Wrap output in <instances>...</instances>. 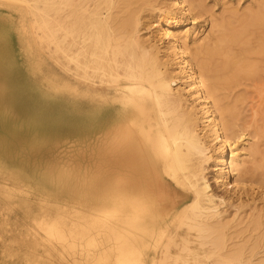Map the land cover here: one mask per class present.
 Wrapping results in <instances>:
<instances>
[{"label": "bare ground", "instance_id": "bare-ground-1", "mask_svg": "<svg viewBox=\"0 0 264 264\" xmlns=\"http://www.w3.org/2000/svg\"><path fill=\"white\" fill-rule=\"evenodd\" d=\"M34 1L40 2V37L52 42L56 57L64 58L61 67L78 84L60 86L69 91L67 107L47 113L21 109L20 104L26 102L27 82L22 81L17 87L11 81L17 74L33 76L37 69L33 61L26 66L16 64L8 35L12 15L0 10V165L12 161L18 172L42 178L34 184L36 187L43 182L50 184L45 185L48 190L66 200L61 206L51 207L42 201L33 203L26 197L19 201L14 194L5 195L9 197L10 209L16 206L23 215L15 227L23 230L18 237L25 246L18 250L12 241L6 242L9 246L4 252L5 264H55L60 259L66 264H162L167 254L164 242L173 243L169 240L176 238L180 228L205 230L219 223L210 221L220 214L217 207L230 194L218 195L212 183L216 187L230 183L234 190L247 171L238 170L239 154L232 145L235 138L228 134L226 117L217 116L216 102L209 99L216 87L207 85L204 89V79L191 67L180 37L165 21L166 28L160 27L162 36L177 56L180 73L200 105L209 135L219 147L226 143L229 146V159L225 149L221 151L216 164L219 171L211 183L204 174L207 144L181 108L169 76L136 36V20L129 11L123 17L115 12L121 0ZM184 1H174L182 13L188 9ZM50 15L55 17L53 21H49ZM259 15L249 14L248 19L255 21ZM48 21L53 23L51 31ZM226 39L234 41L235 36L223 34L207 48L206 59H220V67L231 70V76L236 78L244 64L231 56ZM95 83L98 87L92 86ZM258 88L261 93L264 91V85ZM15 112L31 118L25 129L9 124ZM20 139L30 142L20 144ZM59 160L62 170L56 179L58 176L50 173L48 167ZM228 176L232 177L229 182ZM260 192L264 194V190ZM74 204H83L85 209L76 212ZM110 217L113 223L102 221ZM253 223L259 225L257 219ZM93 231L97 232L96 238L90 237ZM260 238V259L254 263L243 256L246 264H264V230ZM33 240L40 251L29 249L28 243ZM94 246L100 248L98 254L93 251ZM236 254L233 259L230 258L234 253L219 257L227 263L244 264L242 254ZM197 255L202 260L203 253Z\"/></svg>", "mask_w": 264, "mask_h": 264}, {"label": "rangeland", "instance_id": "rangeland-1", "mask_svg": "<svg viewBox=\"0 0 264 264\" xmlns=\"http://www.w3.org/2000/svg\"><path fill=\"white\" fill-rule=\"evenodd\" d=\"M174 1L121 0L115 12L122 15V17L130 12L136 20V36L142 42L145 50L153 53L161 70L169 76L171 87L180 99L181 108L189 115L194 129L203 138L205 145L207 144L206 157H208L204 162V174L209 182L212 183L213 175L219 171V165L216 164L221 151L225 149V156L229 159V146L226 143L223 148L219 147V143L209 135L205 126L206 121L201 117L200 105L194 100V94L188 86L187 79L182 77L180 73L177 56L173 53L166 38L162 36L160 27L161 29L166 28V22L169 23L170 30L180 37L191 67L195 72H199L204 79V89L207 90V85L216 87L214 97L209 96V99L211 102L214 99L217 116L219 114L223 119L226 117L229 127L228 134L232 139L235 138L232 145L234 144V148L236 146L235 153L239 154L238 161H240L239 165L241 167L238 165V170L239 168H245L247 171L240 178L238 187L234 190L230 187V183L227 187L224 185L216 187L212 183L214 191L216 190L218 195L226 197L225 195L230 194L229 199L226 198L225 202L218 205L217 208L220 210V214L210 221L219 220V223L212 224L213 227L205 228V230L186 226L182 227L183 229L180 228L177 231L176 238L169 240L174 241L173 243L164 242V246L166 243L167 254L165 253L162 264H180L182 261H184V264H197L198 262V264H217L218 261L219 264H223L224 261V264H234L233 261L227 263V260L223 259L226 255V257H229L230 254L232 256L233 253L234 255L230 259H233L235 254L238 253V255L236 254L238 257L242 254V256L240 255L242 262H245L243 260L244 256V259L247 257L250 260L252 259L251 262L256 263L262 255L260 236L262 230H264V194L260 192V190H264V186H262L264 185V91L261 93L258 88L259 85H264V0H185L184 3L188 9L184 13L176 7ZM39 4L40 2L36 4L34 0H0V10L10 12L12 15L8 35L16 64L26 66L33 61L37 69L33 76H26V74L20 76V74H17L11 81L12 85L17 87L22 85V81L27 82L24 94L26 102L20 104V108L26 111L31 110L33 113H47L51 111L50 109L68 106L70 102L69 91L62 89L60 86L64 85L69 88L70 83L78 84V81L61 67L64 66V58L56 57L57 53L53 50V45L50 44L52 42L40 37L42 31L37 10V7L40 8V6H37ZM252 13L260 14L259 19L257 18L255 21L248 19V15ZM54 18L50 15L49 21H53ZM49 21L47 26H51L48 30L51 31L53 23ZM225 33L229 36H235L234 41L226 39L224 43L231 47V56L235 59L238 57L244 64V66L242 65L243 68L237 71L239 75L236 78L231 76V70L226 71L220 67V59L210 61L206 59L207 48L215 45ZM203 63L205 64L203 65ZM246 63L251 65L248 66ZM92 86L98 87V84L95 83ZM16 104L10 103L12 106ZM30 120L29 116L22 117L15 112L11 114L9 124L22 130L28 126ZM231 131L232 133H230ZM229 140L231 141V139ZM17 142L21 144L30 141L20 139ZM8 146L5 149L6 152L9 150ZM55 162L57 164L50 165L48 170L58 176L56 179H59L62 170V163L60 162L62 161ZM230 177H227L228 182ZM41 179L28 177L25 173L18 172L17 166L12 161L0 165V225H2L0 226V264H5L4 252L11 241L15 247L17 246L18 250L25 248L24 241L19 238L23 230L15 227L16 222L20 221L23 215L17 210L16 206L10 209L11 203L8 201L9 197L6 196L14 194L19 201L21 198L25 199L26 197L30 202L42 201L51 207L61 206L66 200L65 197L57 198L55 194L50 192L49 188L45 186L50 184L43 182V185L36 187L34 184L42 181ZM73 208L76 209V212L85 209L83 204H74ZM112 218L102 221L108 224L113 223ZM256 219L259 225L253 223ZM3 232L6 234H3ZM96 234L97 232L93 231L90 237L96 238ZM178 234L181 235L178 236ZM28 235L23 237L25 238ZM180 242L188 245H183ZM221 243L225 246L224 248ZM28 244L30 245L29 249H32V251L41 250L40 246L36 247L34 240ZM21 246L23 247L21 248ZM219 247H221V250ZM99 249L96 246L93 247L96 254L99 253ZM180 249L181 251H179ZM84 250L85 247L82 251ZM193 250H196V253ZM201 252L205 256L201 255L202 260H198L201 257L200 255L196 257V254H201ZM219 256H223V258ZM212 260L214 262L210 263ZM57 262L55 264H66L62 262V259ZM68 264L70 263L68 262Z\"/></svg>", "mask_w": 264, "mask_h": 264}, {"label": "crops", "instance_id": "crops-1", "mask_svg": "<svg viewBox=\"0 0 264 264\" xmlns=\"http://www.w3.org/2000/svg\"><path fill=\"white\" fill-rule=\"evenodd\" d=\"M4 11V10H3Z\"/></svg>", "mask_w": 264, "mask_h": 264}]
</instances>
